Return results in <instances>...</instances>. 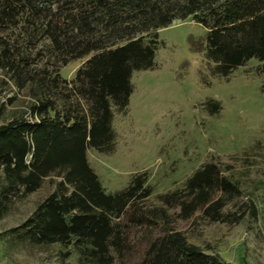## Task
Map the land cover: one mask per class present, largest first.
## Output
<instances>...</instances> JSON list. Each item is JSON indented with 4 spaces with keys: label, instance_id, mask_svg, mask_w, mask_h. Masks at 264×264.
<instances>
[{
    "label": "trees",
    "instance_id": "16d2710c",
    "mask_svg": "<svg viewBox=\"0 0 264 264\" xmlns=\"http://www.w3.org/2000/svg\"><path fill=\"white\" fill-rule=\"evenodd\" d=\"M188 18L207 30L208 53L220 73L227 76L252 58L264 69V0H0V95L16 91L0 103V119L20 93L29 98L24 111L0 125V218L12 197L35 193L48 178L55 183L7 234L31 245L72 248L78 264H114L133 248L132 223L145 236L158 227L160 209L142 207L153 192L146 175L109 194L87 152L114 150L112 106L125 111L133 73L154 67L157 31ZM80 59L86 62L75 79H64L61 68ZM240 192L210 162L183 189L162 195V208L219 221ZM136 264L226 263L171 229L150 238Z\"/></svg>",
    "mask_w": 264,
    "mask_h": 264
},
{
    "label": "rangeland",
    "instance_id": "374dc122",
    "mask_svg": "<svg viewBox=\"0 0 264 264\" xmlns=\"http://www.w3.org/2000/svg\"><path fill=\"white\" fill-rule=\"evenodd\" d=\"M157 32L154 67L133 73L125 111L112 106L114 150L104 153L89 148L87 152L107 193L120 192L145 174L153 192L142 207L166 214L165 218L159 215L160 224L150 235L132 223L133 248L114 264H136L149 239L171 229L226 264H264L263 64L252 58L223 75L209 56L207 30L191 18L176 20ZM85 62L71 61L61 68V76L73 81ZM15 93L8 89L0 95V103ZM28 102L26 93H20L14 105L6 108L0 125L24 111ZM210 162L219 164L224 175L240 185V195L224 207L221 220L202 213L185 219L179 208H162V195L183 189ZM53 181L46 179L25 198L10 199L8 212L0 218V264H78L72 248L31 245L7 234L55 190ZM130 219L129 210L122 222ZM68 252L70 257L62 261Z\"/></svg>",
    "mask_w": 264,
    "mask_h": 264
}]
</instances>
